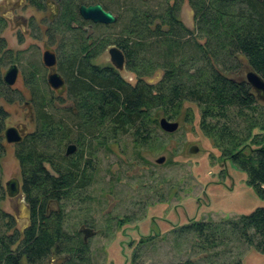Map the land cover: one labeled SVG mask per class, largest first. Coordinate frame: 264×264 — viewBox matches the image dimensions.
<instances>
[{
    "label": "trees",
    "instance_id": "obj_1",
    "mask_svg": "<svg viewBox=\"0 0 264 264\" xmlns=\"http://www.w3.org/2000/svg\"><path fill=\"white\" fill-rule=\"evenodd\" d=\"M25 2L38 11L44 8V0ZM182 2L60 0L61 15L73 17L81 27L87 25L77 14L81 5L99 4L114 16L119 29L105 36L102 44L121 52L124 68L135 82L125 83L112 69L93 64L97 43L90 37L76 42V29L69 26L71 37L65 49L57 51L56 70L65 80L68 98L76 110L59 114L50 101L43 107L37 81L30 76L36 91V129L21 145L19 156L29 221L14 227L11 218L0 210V264H40L50 254L74 248V244H67L70 236L56 206L68 193L88 186L93 167L79 152L69 158L60 153L48 155L44 150L47 143L71 141L91 148L89 141L98 136L94 131L105 127L115 137L128 136L137 149H145L157 127L154 112L159 110L166 119L174 120L183 101L196 106L200 130L212 139L220 158L241 173L246 187L264 202V105L237 77L243 60L264 81V0H186L192 10L194 33L178 19ZM115 8L120 12L117 17ZM37 69L36 64L35 73ZM157 72L160 75L155 82L146 81ZM4 93L0 84V95ZM57 115L71 122L68 127ZM253 140L263 145L250 149L248 155L235 151ZM43 162L54 174H48ZM2 197L0 189V200ZM176 229L191 234L201 249L215 247L217 240L219 243L225 233H231L264 254V203L226 223L188 219ZM74 236L83 244L86 236L80 237L78 232ZM80 248L77 250H84ZM172 264L197 263L187 258Z\"/></svg>",
    "mask_w": 264,
    "mask_h": 264
},
{
    "label": "rangeland",
    "instance_id": "obj_2",
    "mask_svg": "<svg viewBox=\"0 0 264 264\" xmlns=\"http://www.w3.org/2000/svg\"><path fill=\"white\" fill-rule=\"evenodd\" d=\"M59 10L56 0H45L43 12H34L23 5L22 0H0V16L5 20L2 36L6 48L12 53L11 59L15 51H24L25 59L21 66L25 60L40 61L42 46L47 45L44 37L47 28L49 34H53L50 51H63L71 37L67 31L69 26L76 29V42L90 37L97 43L93 63L110 65L107 55L110 46H104L102 39L116 33L119 24L104 25L111 26L108 28L81 27L73 17L61 15ZM114 11L117 17L120 12L117 8ZM17 16L28 21L24 28L19 25V19L15 18ZM178 19L194 33L192 10L186 0L179 6ZM119 21L122 22L121 19ZM16 37L21 38V43L16 42ZM198 42L202 43V40ZM240 62L237 77L244 80L250 68L243 60ZM118 75L125 83L133 85L135 82L134 76L124 69ZM159 75L160 72L154 73L146 81L153 83ZM38 76L39 80L44 79L46 72ZM38 82L37 91L41 93L43 88ZM14 87L22 93L23 100L12 105L0 102V107L7 113L4 128L23 124L30 131L32 114L25 104L28 95L21 86L20 78ZM50 101L53 103L52 97ZM57 117L61 118L63 125L71 123L63 115ZM153 117L157 127L148 148L137 149L128 136L115 137L105 127L99 132L94 131L98 136L89 141L91 148L86 143L77 147L76 153L89 159L93 167L89 172L88 186L80 192L68 193L57 208L63 215L62 226L70 236L67 244H74V248L70 252L64 250L59 255L52 254L40 264H172L187 258L197 264L264 262V254L237 239L234 234L225 233L219 243L217 240L215 247L201 249L191 234L176 229L188 219L226 223L264 202L246 187L244 176L228 161L220 158L212 139L199 128V112L194 104L181 102L174 120L166 119L159 110L154 112ZM160 119L176 123L177 130L172 134L163 133L158 128ZM68 145L74 146V143L50 142L44 150L50 156L57 153L63 155ZM261 145L260 140H253L240 145L235 151L248 155L250 149ZM160 157L164 159L163 163L156 164ZM0 171L2 185L18 176V165L13 159L11 147L6 148L0 159ZM17 203L20 205L18 208L26 210L21 194ZM13 207H16L14 203L7 200L0 203V208L5 211L12 212ZM22 211L13 213L20 226L25 225L26 221L21 215ZM82 229L91 232L83 238V244L74 236L78 232L81 237ZM149 236V240L145 239ZM82 247L84 250H77Z\"/></svg>",
    "mask_w": 264,
    "mask_h": 264
},
{
    "label": "flooded vegetation",
    "instance_id": "obj_3",
    "mask_svg": "<svg viewBox=\"0 0 264 264\" xmlns=\"http://www.w3.org/2000/svg\"><path fill=\"white\" fill-rule=\"evenodd\" d=\"M22 1H23V5H25L27 8H30L34 12H43V10H44V8H43V10L38 11L34 7H32L29 4H27L25 2V0H22ZM56 1L58 3L60 2V0H56ZM44 5H45V0H44ZM12 10L13 9L11 8V11ZM15 18L19 19V25L21 26V28H24L28 24V21L25 20L24 18L20 17V16H17ZM81 21L87 23L88 27H90V24L91 25H101V24H92L91 22L84 21L82 19H81ZM4 23H5V20L3 19L2 16H0V84L5 89V93H4L5 95H3V96L0 95V102L2 104H5V105H12L14 103L22 102V100H23L22 93L20 91H18L14 87L16 81L20 78L21 86H22V88L24 90H26L27 95H28V101L25 104H27L30 107L31 114H32V120H33L32 129L30 131H27V127L25 125H23V124H18V125H14L13 127H9V128L14 129V131L18 134V137L20 138V140L18 142H15V143H7L4 140V137H3L4 130L8 129V128H4V123H5V120L7 118V113H6V111H4V109L2 107H0V121H1L0 122V127H1L0 128V159L4 155L6 148L7 147H11L13 159L16 162V164L18 165V176H17V178H10L3 185L1 184V171H0V189L2 190V194H3L2 200H0V203H2L4 200H7L8 202L14 203V205L16 206L15 208L13 207V209H12L13 211L12 212L2 210L1 208H0V210L4 214H6L7 216H9L11 218V222L14 224V227H18V225H19L18 224V219L13 215V213H16L18 210H22V208L21 209L18 208V207H20V205H19V203H17V201L19 200L20 194L23 197L24 205L26 207V210H25L26 211V217H23V219L26 220L25 221V225L29 221V208H28V205H27L26 200L24 198V194L22 192V180H21V174H20L19 156H20V147H21V145L24 144L31 137V135H33V133H34V131L36 129L35 118H34V115H35V112H34L35 111L34 100L36 98L34 95L36 94V91H35V87L33 85V79L30 78V76L33 75L34 79L36 78V79L39 80V76L38 75L40 73L46 72V76H45L44 79L41 78V80H39V82L37 80V82L39 84H41V81H43L42 84L44 85V87H42L43 88V92H41V93H40V91L37 92L42 97V102L43 103H41V105L43 107L45 106V102L48 103L47 101H50V98L52 97V102L54 104L51 103V101H50V104L55 109L60 111L61 114H64V112L67 111V110L75 111L76 109H75V106H74L72 100L70 98H68L65 80L60 76V74H58V72L56 70L57 51H59V49H54L53 52L50 51L49 47L53 46V43H51V40H50L51 36H53V34H51V33L49 34V28H47L44 31V37H46V39H47L48 47H47V45L46 46L45 45L42 46L43 47V51H42V54H41L40 61H36V60L34 61L32 59L25 60L23 65H22L23 67H22L21 66V62H22L23 59H25L23 57V52L24 51H21L22 53L19 52V51H15V53H13L15 55L12 56V59H11V54L12 53H11V51L8 48H6L5 39L2 36ZM31 35H33L32 32H31ZM15 40H16L17 43H21V38L16 37ZM45 51H48L54 57V70H55V73L58 74V76L60 77V80L62 82V89L58 90L59 93L56 90L51 89L46 83L47 75L49 74V69L46 68L44 66L43 62H42V55H43V53ZM12 62H15V63H12ZM36 64L38 65V67L40 69H37V72L35 73V65ZM93 64H95V63H93ZM109 64H110V62H109ZM95 65L96 66H100V65H97V64H95ZM10 66H14L16 68V77H15V79H14V81H13V83L11 85H6L3 82V74ZM24 66H25V69H24ZM100 67L110 68V69H112L113 71H115L118 74L123 69L125 70V68H124V58H123V67H122L121 70L114 69L111 66V64L110 65H105V66H100ZM4 68H5V70H3ZM29 73L31 74L30 76H29ZM31 85L33 86V89L30 88ZM45 99H47V100L45 101ZM55 103L59 104V105H55ZM43 109L45 110V108H43ZM2 116H4V117H2ZM77 147H78L77 144L74 143V149L75 150H74L73 154H71L69 156H65V154H64L65 150H64L63 156L65 158H69V157L73 156L76 153ZM42 165H43L44 169L48 172L49 175L54 174L51 171V169H50L48 164L43 162ZM10 180H15L17 182V184H18L17 193L15 195L11 196V197L7 196L6 187H5L6 183L9 182ZM57 208L58 207L56 206V210H58ZM51 209L52 208H49L48 210L51 211ZM22 214L23 213L21 212V215ZM80 232L82 233L81 237L82 236H84V237L88 236L91 233L88 230H83V229ZM50 255H52V254H50ZM49 256H47L45 259H47Z\"/></svg>",
    "mask_w": 264,
    "mask_h": 264
},
{
    "label": "water",
    "instance_id": "obj_4",
    "mask_svg": "<svg viewBox=\"0 0 264 264\" xmlns=\"http://www.w3.org/2000/svg\"><path fill=\"white\" fill-rule=\"evenodd\" d=\"M77 13L79 17L84 21H89L92 24L109 25L115 22L114 16L108 12L104 11L99 4H93L88 6H79ZM109 57V62L111 66L116 70H121L123 67V56L121 52L115 47H110L107 50ZM42 62L46 68L49 69V74L47 75L46 83L47 85L56 90L59 93V89H62V82L58 74L54 70V57L48 51H45L42 55ZM16 77V68L10 66L3 74V82L6 85H11ZM244 82L250 87L253 92L255 99L264 105V81L251 69L246 72L244 77ZM158 128L160 131L166 134H172L177 130V124L174 122H169L165 119H160L158 121ZM4 140L7 143H15L20 140L18 134L12 128L4 130L3 134ZM74 146L68 145L65 149V156H69L74 152ZM164 159L162 157L158 158L155 163L162 164ZM6 194L11 197L15 195L18 191V184L15 180H10L6 183ZM22 215L26 217V211L22 208Z\"/></svg>",
    "mask_w": 264,
    "mask_h": 264
}]
</instances>
